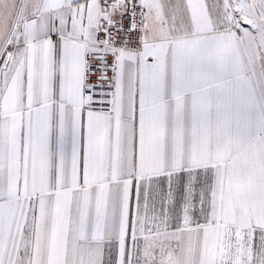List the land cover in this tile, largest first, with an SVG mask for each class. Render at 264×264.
I'll list each match as a JSON object with an SVG mask.
<instances>
[{"label":"snow or ice","instance_id":"1","mask_svg":"<svg viewBox=\"0 0 264 264\" xmlns=\"http://www.w3.org/2000/svg\"><path fill=\"white\" fill-rule=\"evenodd\" d=\"M0 264H264V0H0Z\"/></svg>","mask_w":264,"mask_h":264}]
</instances>
